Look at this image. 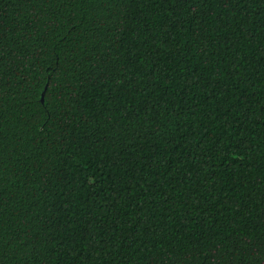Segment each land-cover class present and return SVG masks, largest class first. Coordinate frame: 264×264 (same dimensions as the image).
Here are the masks:
<instances>
[{"label": "trees", "instance_id": "16d2710c", "mask_svg": "<svg viewBox=\"0 0 264 264\" xmlns=\"http://www.w3.org/2000/svg\"><path fill=\"white\" fill-rule=\"evenodd\" d=\"M0 264H264V0H0Z\"/></svg>", "mask_w": 264, "mask_h": 264}]
</instances>
